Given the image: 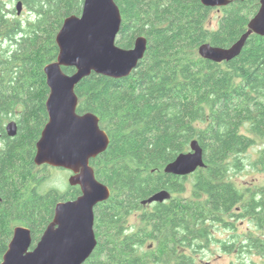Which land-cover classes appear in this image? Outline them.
I'll return each instance as SVG.
<instances>
[{"label": "trees", "instance_id": "obj_1", "mask_svg": "<svg viewBox=\"0 0 264 264\" xmlns=\"http://www.w3.org/2000/svg\"><path fill=\"white\" fill-rule=\"evenodd\" d=\"M7 1L22 2L31 17H10L0 2V42L6 43L0 44V133L6 121L18 125L16 136L0 146V263L15 226L31 231L34 247L54 205L80 194L77 187L41 192L42 168L33 157L47 122L43 68L56 60V35L65 18L81 14L83 0ZM114 2L122 18L116 45L130 49L143 36L147 48L128 77L91 74L74 90L77 113L97 116L109 138L106 151L90 162L111 194L94 208L97 246L83 264H147V254L159 256L154 264H171L175 255L178 264H191L190 253L206 246L213 225L230 229L229 220H247L264 230V184L242 190L229 176L242 168L239 156L253 137L264 139V37L251 35L229 62L204 60L197 52L205 43L228 48L237 42L259 0L219 9L213 29L206 24L213 9L200 0ZM192 140L203 149L204 168L187 177L165 174ZM161 190L171 194L168 201L142 205ZM134 213L140 226L127 231L124 222ZM252 232L246 245L256 247ZM234 245L222 242L225 250Z\"/></svg>", "mask_w": 264, "mask_h": 264}, {"label": "water", "instance_id": "obj_2", "mask_svg": "<svg viewBox=\"0 0 264 264\" xmlns=\"http://www.w3.org/2000/svg\"><path fill=\"white\" fill-rule=\"evenodd\" d=\"M245 0H200L209 9H221L233 2ZM22 2L15 4L19 16ZM250 19L247 30L228 48L212 47L205 43L198 47V56L214 63L237 58L251 35L264 37V0ZM114 0H83L79 16L64 19L55 43L56 60L43 68L48 96L45 102L47 122L35 144L33 163L71 172L70 187H78L74 200L54 205L53 218L32 247L31 231L15 226L7 250L0 264H83L92 256L97 240L94 233V208L110 198V190L95 176L91 160L105 152L109 138L100 128L93 113H77L78 97L75 87L91 74L119 80L128 77L138 66L147 48L146 38L137 36L130 49L116 45L122 18ZM63 68H72L70 75ZM6 135L16 136L18 125L10 121ZM1 137V134H0ZM197 140L189 143V151L179 154L163 169L165 174L187 177L204 168L203 149ZM171 198L161 190L142 205L163 203Z\"/></svg>", "mask_w": 264, "mask_h": 264}, {"label": "rangeland", "instance_id": "obj_3", "mask_svg": "<svg viewBox=\"0 0 264 264\" xmlns=\"http://www.w3.org/2000/svg\"><path fill=\"white\" fill-rule=\"evenodd\" d=\"M6 2L7 9L9 11L10 17H18L22 21L28 20L31 15L26 8H23L21 14L16 16L15 14V4L16 1L8 2L7 0H0V2ZM12 11V12H11ZM14 11V12H13ZM221 15L219 9H213L210 11L207 19L208 28H216L218 18ZM1 46L6 44L0 42ZM7 123V121L5 122ZM253 137V136H251ZM40 136L38 137V139ZM254 144L249 147V149L239 156V161H241V169L233 170L229 173L231 180H233L240 189H255L256 186L264 184V139L253 137ZM42 183L40 185V191L46 192L51 189L59 191V193L64 194L67 191L68 176L69 172L63 169L50 168L49 166L43 167L38 171ZM189 183L190 180H187ZM189 187V184H188ZM70 188V187H69ZM189 189V188H188ZM138 213H134L126 218L124 222V229L130 231L134 228L140 226V221L138 218ZM230 224L234 225V228H224L221 225L211 227V235L208 243L204 242L202 248L190 253L191 264H239L241 257L246 258V264H264V256L250 251L237 252L236 249L239 245H242L246 239V234L249 231H254L252 224H249L247 220H237L234 219L228 221ZM256 235H261L260 233H255ZM234 241L233 250H225L222 246V242ZM150 244V243H149ZM148 244V245H149ZM36 245V244H35ZM243 246V245H242ZM146 247V246H145ZM248 249V248H247ZM149 264H154L153 262Z\"/></svg>", "mask_w": 264, "mask_h": 264}, {"label": "flooded vegetation", "instance_id": "obj_4", "mask_svg": "<svg viewBox=\"0 0 264 264\" xmlns=\"http://www.w3.org/2000/svg\"><path fill=\"white\" fill-rule=\"evenodd\" d=\"M17 2V1H16ZM10 121H15V120H9V121H7V123L8 122H10ZM16 122V121H15ZM7 123H5V125H4V131H5V126H6V124ZM17 123V122H16ZM3 131V132H4ZM1 134V137H0V146H2V144H4V142H5V138L6 137H8L7 135H6V132H4V134H2V133H0ZM43 167H45V166H41V167H37V169H40V168H43ZM67 172H69V171H67ZM72 174H71V172H69V176H68V178L71 176ZM70 187V186H69ZM68 187V188H69ZM70 188H75V187H70ZM78 188V187H77ZM80 192V191H79ZM74 200V199H73ZM67 201H69V200H67ZM152 204H150V206H151ZM146 206V205H145ZM147 207H149V206H147ZM256 213H259V211L258 210H256ZM260 233L261 235H256L255 233ZM253 233V237H254V239H255V241H256V243H257V246L256 247H249L248 245H246V241H244V243L242 244V245H239L238 247H237V249H236V251L237 252H242V250L243 251H250V252H253V253H257V254H259V255H263L264 256V230H260V229H258V228H256V229H254V231L252 232ZM235 247L233 246V247H231V249L233 250ZM248 248V249H247ZM147 249L150 251V250H155V247H153L151 244L150 245H148L147 246ZM144 258H145V260H146V262H147V264H149V263H151L152 261H154V260H157V259H159V256H157V255H152V254H150V255H144L143 256ZM178 257L175 255V256H173L172 257V261H171V264H178V259H177ZM245 259L246 258H244V257H241V261H239L238 263L239 264H246L245 263Z\"/></svg>", "mask_w": 264, "mask_h": 264}]
</instances>
